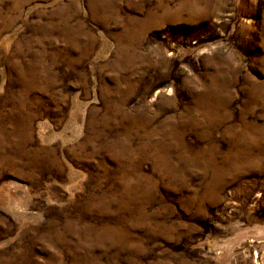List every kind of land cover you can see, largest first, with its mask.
I'll return each instance as SVG.
<instances>
[{
  "label": "rangeland",
  "instance_id": "1",
  "mask_svg": "<svg viewBox=\"0 0 264 264\" xmlns=\"http://www.w3.org/2000/svg\"><path fill=\"white\" fill-rule=\"evenodd\" d=\"M0 264H264V0H0Z\"/></svg>",
  "mask_w": 264,
  "mask_h": 264
}]
</instances>
